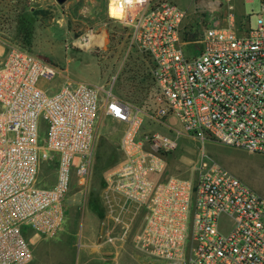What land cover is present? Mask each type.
<instances>
[{
	"label": "built area",
	"instance_id": "obj_1",
	"mask_svg": "<svg viewBox=\"0 0 264 264\" xmlns=\"http://www.w3.org/2000/svg\"><path fill=\"white\" fill-rule=\"evenodd\" d=\"M233 1L206 0L212 22L200 34L171 0H115L121 16L111 19L129 28L130 48L158 90L164 108L153 120L168 117L192 137L264 155V0L255 29L237 26ZM57 76L64 81L51 93L44 85ZM101 112L123 125L122 161L107 174L105 197L122 228L118 217L128 204L144 213L133 242L145 257L264 264V196L205 156L191 178L160 180L174 140L140 135L146 114L138 107L111 89L64 77L19 45L0 57V264L31 263V239L61 230L67 194L88 179ZM52 161L54 169L43 173ZM223 218L231 222L224 231Z\"/></svg>",
	"mask_w": 264,
	"mask_h": 264
},
{
	"label": "rangeland",
	"instance_id": "obj_2",
	"mask_svg": "<svg viewBox=\"0 0 264 264\" xmlns=\"http://www.w3.org/2000/svg\"><path fill=\"white\" fill-rule=\"evenodd\" d=\"M171 1L188 12L187 26H192L194 33L200 34L211 24L206 0ZM232 4L237 26L241 24L255 29L261 13L259 0L244 2L242 7L241 0H234ZM224 25L220 23V26ZM24 32L28 38L26 43ZM89 34H104V45L87 49L78 46L77 42L84 43ZM0 45L5 50L8 45H19L63 71L64 77L111 89L114 96L143 111L146 115L143 116L140 135L160 134L176 143L173 150L163 155L160 180L191 178L193 167L205 156L264 196V155L192 137L179 125H173L174 121L168 117L161 121L150 117L164 105L156 103L158 90L139 62L137 50L130 48L129 28L112 20L108 14V0H66L63 4L56 0H0ZM183 51L187 57L194 53L189 45L184 46ZM63 81L57 76L44 86L53 93ZM173 130L182 135H176ZM122 131V124L100 113L88 179L81 186L74 182L64 200L66 233L47 239L33 237L32 264H81L78 258L82 254V244L87 248L96 241L119 242L123 238L134 246L133 238L143 225L144 213L128 204L135 215H120L118 220L126 225L122 228L121 224L115 223L105 197L107 174L122 161L118 150ZM43 138L44 134H41ZM230 225L228 219H221L223 231ZM137 254L135 250L129 251L126 260L119 264H168Z\"/></svg>",
	"mask_w": 264,
	"mask_h": 264
},
{
	"label": "crops",
	"instance_id": "obj_3",
	"mask_svg": "<svg viewBox=\"0 0 264 264\" xmlns=\"http://www.w3.org/2000/svg\"><path fill=\"white\" fill-rule=\"evenodd\" d=\"M238 1V0H236ZM241 7L243 6V0ZM241 30H244L241 29ZM5 53V47L0 45V57L2 55H4ZM172 120V119H171ZM137 208V207H136ZM138 209V208H137ZM139 210V209H138ZM139 212V211H138ZM129 213H131L132 215H135L133 211H131V209H129V206L127 205L123 210H122V214L123 217H125L126 214L129 215ZM66 227L65 225L62 226L61 230L57 233V235L59 234H63L66 233ZM112 231V229H111ZM110 231V232H111ZM135 246L129 244L128 242H126L123 238L119 241V242H94L92 244H90V246H88L87 248L85 247V245L82 244L81 246V256L78 258L81 262V264H89L90 262H94L95 264H119L122 260L125 261L126 256L128 254L129 251H133L135 250L136 254L138 252V254H140V256H142L143 258L145 257V255L140 252ZM137 254V255H138ZM139 256V255H138ZM32 264V263H29Z\"/></svg>",
	"mask_w": 264,
	"mask_h": 264
},
{
	"label": "bare ground",
	"instance_id": "obj_4",
	"mask_svg": "<svg viewBox=\"0 0 264 264\" xmlns=\"http://www.w3.org/2000/svg\"><path fill=\"white\" fill-rule=\"evenodd\" d=\"M114 1L115 0H108V14L110 15V17H120L121 16V12L120 10H118L115 6H114ZM105 43V36L104 34H98V35H94V34H89L85 37V42H77V45L82 47V48H91L94 46H103Z\"/></svg>",
	"mask_w": 264,
	"mask_h": 264
},
{
	"label": "trees",
	"instance_id": "obj_5",
	"mask_svg": "<svg viewBox=\"0 0 264 264\" xmlns=\"http://www.w3.org/2000/svg\"><path fill=\"white\" fill-rule=\"evenodd\" d=\"M23 36H24V40H25V43H26L27 40H28L27 33L24 32ZM55 163H56L55 161L45 163L43 165V167H42L43 173H47L48 171H52V169H54V167H55Z\"/></svg>",
	"mask_w": 264,
	"mask_h": 264
},
{
	"label": "water",
	"instance_id": "obj_6",
	"mask_svg": "<svg viewBox=\"0 0 264 264\" xmlns=\"http://www.w3.org/2000/svg\"><path fill=\"white\" fill-rule=\"evenodd\" d=\"M58 4H63L66 0H56ZM195 55H198V52L195 53Z\"/></svg>",
	"mask_w": 264,
	"mask_h": 264
}]
</instances>
